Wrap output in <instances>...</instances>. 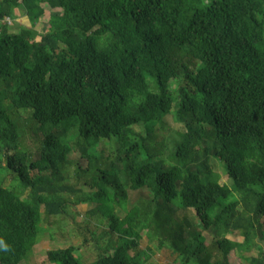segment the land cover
I'll return each mask as SVG.
<instances>
[{
    "label": "trees",
    "instance_id": "16d2710c",
    "mask_svg": "<svg viewBox=\"0 0 264 264\" xmlns=\"http://www.w3.org/2000/svg\"><path fill=\"white\" fill-rule=\"evenodd\" d=\"M81 204L105 246L48 263L146 264L144 234L177 264H264V0H0V264Z\"/></svg>",
    "mask_w": 264,
    "mask_h": 264
},
{
    "label": "rangeland",
    "instance_id": "374dc122",
    "mask_svg": "<svg viewBox=\"0 0 264 264\" xmlns=\"http://www.w3.org/2000/svg\"><path fill=\"white\" fill-rule=\"evenodd\" d=\"M50 13H47V18H42L39 22L37 28L43 32L48 25V16L50 18ZM167 126L173 128V122L170 117L165 119ZM33 126L30 124L26 128V137H25V148L28 149L31 153H35L39 147V142L34 135ZM157 136L159 137H169V131H156ZM100 149L104 151V156L107 157L111 154L110 145L101 142ZM99 149V150H100ZM76 155L71 156L72 162H76ZM75 160V161H74ZM82 169L87 167L86 161L80 160ZM69 172L74 174L75 172V163H72L69 168ZM216 171L221 177V183L226 185L231 184L230 180L227 179L224 169L222 166L217 165ZM15 181L13 177L9 175L5 180V186L10 187ZM71 182V181H69ZM14 185L12 189L15 187ZM142 197H146L147 193H141ZM26 196V193H25ZM140 196V193L139 195ZM71 203L75 201V196L69 195ZM93 206H88L86 204H81L75 207L70 208L68 215H61L58 217H52L48 219V223L44 225L47 231L45 234L42 232V225L39 226L40 234L38 237V243L35 246L32 254L25 260L22 264H50L46 261V252L53 248H65L73 246L75 248L76 254L81 257L85 262H90L97 259V248L105 246V243L108 239L107 236H104V233L107 231L104 226V220L99 217V214H92ZM42 232V233H41ZM205 237L208 241H211L210 237L205 233ZM233 240L241 241V238L238 236L231 237ZM258 244V247L261 251H264V244L260 243L257 239L255 240ZM209 243V242H208ZM158 241L155 240L154 243H149L147 238L143 234V239L140 242V248L142 250L151 249L153 255L146 262V264H177L176 258L171 254L169 250H158L157 248ZM254 254H258L257 250H254ZM237 254H234L230 257V261L233 264H240L237 259Z\"/></svg>",
    "mask_w": 264,
    "mask_h": 264
},
{
    "label": "crops",
    "instance_id": "0c3cea01",
    "mask_svg": "<svg viewBox=\"0 0 264 264\" xmlns=\"http://www.w3.org/2000/svg\"><path fill=\"white\" fill-rule=\"evenodd\" d=\"M47 13H50V12H48V11H46L45 12V15L43 16V19L44 18H47ZM49 15H51V14H49ZM49 20H50V18H49V16H48V22H49ZM13 21H14V23L17 25H21V27H23V26H25V27H28L29 26V22H28V19H27V17L26 16H23L22 15V13L21 12H16L15 13V18L13 19ZM14 24V25H15ZM13 26L14 27V29L16 30L17 29V26ZM40 25V24H39ZM39 25H37V26H39ZM47 26V25H46ZM13 29V30H14ZM14 30V31H15ZM36 30L39 32V33H42L37 27H36Z\"/></svg>",
    "mask_w": 264,
    "mask_h": 264
},
{
    "label": "clouds",
    "instance_id": "9594fccd",
    "mask_svg": "<svg viewBox=\"0 0 264 264\" xmlns=\"http://www.w3.org/2000/svg\"><path fill=\"white\" fill-rule=\"evenodd\" d=\"M0 250H2L5 253H7V252H10L11 251V248L3 240H0Z\"/></svg>",
    "mask_w": 264,
    "mask_h": 264
},
{
    "label": "built area",
    "instance_id": "2783aa9c",
    "mask_svg": "<svg viewBox=\"0 0 264 264\" xmlns=\"http://www.w3.org/2000/svg\"><path fill=\"white\" fill-rule=\"evenodd\" d=\"M6 21H8V22H9L10 20H9V19H6Z\"/></svg>",
    "mask_w": 264,
    "mask_h": 264
}]
</instances>
